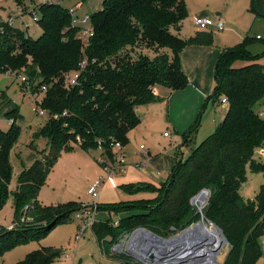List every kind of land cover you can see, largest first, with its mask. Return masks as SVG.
I'll list each match as a JSON object with an SVG mask.
<instances>
[{
  "label": "trees",
  "instance_id": "trees-1",
  "mask_svg": "<svg viewBox=\"0 0 264 264\" xmlns=\"http://www.w3.org/2000/svg\"><path fill=\"white\" fill-rule=\"evenodd\" d=\"M34 7L41 15L40 32L36 35L3 24L0 74L14 73L18 77L24 71L34 92L47 85L37 105L50 112L38 131L48 138V151L43 157L31 154L32 162L19 176L13 225L0 227V257L6 249L40 237L58 222L66 221L73 210L76 213L88 205L76 201L47 204L39 198L41 187L67 144L79 138L78 145L89 151L98 148L101 140L110 154L112 139L125 145L129 131L141 121L137 106L160 99L153 92V85L177 89L188 84L189 78L181 65V49L187 44L214 41L212 30L198 29L186 37L173 30L180 29L188 15L185 0H104L101 8L91 12L95 32L87 45L76 36L79 28L71 24L69 6L62 0H41ZM250 9L254 19L261 15L253 0ZM251 29L252 26L239 43L219 55L213 91L202 105L201 111L208 100L219 104L227 96L226 116L186 157L183 155L179 163V159L176 161L168 177L160 182L164 187L162 198L155 204L123 201L120 206L139 210L118 222L106 219L92 222L91 229L104 256L118 264H145L125 252H117L113 246L125 233L139 226L170 236L198 220L202 212L228 237L231 246L223 264H255L262 255L264 182L253 198L240 192L241 184L248 178V167L264 170V163L253 157L255 147L264 144V116L255 107L264 99V63L259 61L264 55V36L257 37ZM257 38H263V48L252 53L250 46ZM141 46L154 48L157 53L150 56L141 51L135 57L129 53V48ZM164 47L171 50L158 51ZM83 59L87 60L85 65L81 63ZM238 59L245 63L235 65ZM74 71H79V75L71 85L65 77ZM2 97H7L5 113L11 122L7 130L0 129V207L12 176L9 154L21 131L18 119L24 116L5 91ZM64 110L67 112L63 113ZM53 112L59 116H52ZM196 123L183 132L181 145L190 143L198 128ZM148 184L154 185L143 180L121 187L137 192L146 190ZM203 188H209L211 193L200 213L192 198ZM100 206L97 202V208ZM63 253V248L43 246L13 264H49Z\"/></svg>",
  "mask_w": 264,
  "mask_h": 264
},
{
  "label": "rangeland",
  "instance_id": "rangeland-1",
  "mask_svg": "<svg viewBox=\"0 0 264 264\" xmlns=\"http://www.w3.org/2000/svg\"><path fill=\"white\" fill-rule=\"evenodd\" d=\"M40 1L41 0H23V2L19 4L15 0H0V8L2 13L6 14L8 8H26L34 6L35 3H39ZM62 1L64 4L70 6L80 1L82 3L80 9L82 12H91L100 2H95V0L88 1V3L86 0L85 2H83V0ZM187 1L192 5H196L199 2L203 3L204 1H209L213 7H219V9L228 6L227 10L232 15L229 19L224 18L226 27L221 30L216 29V35L214 36L220 41L224 43L232 42L234 43L233 45H235L236 43H239L248 32V27L250 26L252 19L250 11L252 0H237L236 3L234 0ZM253 1L257 10L260 11V8L264 12V0ZM255 26L256 25H254L253 28L254 30L259 28ZM192 29L193 26L189 19H185L182 21L181 28L174 29V31L180 36L185 37L183 34L190 33ZM39 30V22L32 21L30 29L32 34L36 35ZM83 41V45H87L88 41H85L84 39ZM262 47L263 38H257L251 47L254 48L252 53L261 51ZM162 50L168 51V48L164 47L158 49V51ZM141 51H146L150 56H154L157 53V50L154 48L146 46L129 48V53H131L133 57L137 56ZM259 61L264 63V55L259 58ZM244 63L245 60L238 59L235 62V65H243ZM68 77L69 76L65 77L67 83ZM2 91H5L8 97L11 98L14 103L19 105L21 113L24 115L22 118L18 119V122L21 124V131L18 140L13 145L9 154L13 167L12 176L8 194L3 205L0 207V227L4 228L13 225L14 222L16 213L15 193L18 186L19 176L32 162L31 154L40 157L46 155L48 151V138L38 134L39 129L47 119L46 115L38 112L40 107L34 100L35 97L40 96L42 92L38 91L37 94L34 91H29L23 88L20 84V78L16 77L14 73L0 74V129L7 130L11 122V119L5 113L7 108V97H2ZM152 107L151 110L150 108L147 110L141 105L137 106V112L142 115V121L129 131V147L128 152L126 151L128 160H131L134 157L135 159H140V154L136 152L140 149V144L144 143L150 150V154L148 155V167L140 168L135 164L129 163L126 170L117 171L114 174L115 184H112L110 181L104 182L100 189V195L97 201L101 206L96 208V219H106L111 222H118L121 218L129 214L131 215L139 210L137 207L129 208L128 206H120L119 204L123 201L140 200L147 204H155L158 202L164 193V187L160 184L162 181L160 178L166 179L181 154L186 157L192 147L200 144L204 138L214 131L216 125L224 119L227 113V108L222 105L221 101L219 104L214 103L212 100L209 101L203 111H201L202 107H200L198 111V118L201 120L199 127L190 139V143L181 145L183 140L178 139V137L181 138L182 133L169 123V119L166 118V112H164V109H162L158 103ZM255 107L260 111L261 116H264V99L257 102ZM146 127L147 130L142 133L140 130H144ZM166 130L172 132L169 137L164 135V131ZM79 141V138L75 141H70L62 151L60 159L54 165L44 185L40 189L39 198L43 203L48 204L52 202L59 203L66 201L80 202L82 203L81 205L94 203V197L88 192L89 186L95 182L99 176H106L107 172L105 171L103 164L99 161V149L96 148V150L91 149L90 151H86L78 145ZM253 157L256 161L264 163V144L255 147ZM156 171H159V173H155ZM247 173L248 178L241 184L240 192L247 198H253L259 191L261 183L264 182V170L254 171L248 167ZM143 180L153 182L154 185L148 184L146 190H139L137 192H129L121 187L124 183L139 182ZM201 200H204V198L202 197ZM201 200L193 203L197 206L200 213L206 205H202ZM206 200L207 199L205 198V201ZM108 205H117V207H111ZM74 214L75 210L70 213L69 218L66 221L58 222L40 237H34L28 241L19 242L6 249L0 257V264H13L18 260L23 259L29 251L43 246L60 247L65 250V253L51 261L49 264H118L101 253L94 232L90 227L86 229L84 236L80 240L75 239V232L78 227L82 225L83 221L82 219L77 218ZM202 219L204 225L208 224L209 227L215 228V225H213L214 222L203 218L201 213L198 220ZM174 233H171L170 236H173ZM131 238V235L124 237L120 240L122 247H116L114 245L113 248L117 252H125L144 262V257L139 258L135 255V244L134 242H129ZM260 242L263 248L264 235L261 236ZM228 246L230 247V243L225 242L221 248V256L227 250ZM221 261L223 260L221 259ZM263 261L264 254L262 256V261L258 264H261Z\"/></svg>",
  "mask_w": 264,
  "mask_h": 264
},
{
  "label": "built area",
  "instance_id": "built-area-1",
  "mask_svg": "<svg viewBox=\"0 0 264 264\" xmlns=\"http://www.w3.org/2000/svg\"><path fill=\"white\" fill-rule=\"evenodd\" d=\"M82 7V3L79 1L76 4H73L72 6H69L70 13L72 16L71 24L74 26H77L78 33L76 36H78L82 41L83 39L85 41H89L91 36L95 32V26L91 18V12H81L80 9ZM40 11L34 7H20L19 9L15 11H8L6 14L2 13V10L0 8V30L4 27V23L12 24L14 26H17L19 28H22L27 33L28 28L32 25V21H39L40 19ZM30 17V18H29ZM193 22L196 24V26L199 29H205L210 30V26H215L218 29H224L225 28V22L221 18L219 14L216 16H207V15H195L193 17ZM257 37H262L261 34H257ZM84 42V41H83ZM85 47V46H84ZM86 59L82 60V65H85ZM79 75V71H74L71 73L68 77V84H74L77 82V77ZM18 77L20 78V83L23 84V88L32 91V83L29 80L28 75L22 71ZM153 85L152 90L154 93H156V90ZM47 88L46 84H43L40 87L41 95L38 97H35L36 104L38 101H40L43 97V94ZM37 93V92H35ZM38 94V93H37ZM36 95V94H35ZM221 102L223 104H228L229 100L227 96H223L221 98ZM40 114H44L47 117L50 115L49 110L43 107H40L38 110ZM67 111L64 110L63 113H66ZM52 116L58 117V112H53L51 114ZM165 135H171V132L166 130L164 131ZM110 147L112 154L108 153L105 149V147L102 145L101 140H99V146L97 149H99L100 153L98 155L99 161L103 164V167L105 171L107 172L106 176H99L95 182H93L88 189V192L94 197L95 201L93 204L84 205L83 208L76 211L75 216L77 218L82 219L83 223L80 225L75 232V239L80 240L86 231L87 228H91L92 222L96 219L95 217V211L97 208V199L99 197L100 189L102 187V184L106 182L107 180L113 181L114 174L117 171H124L126 170L127 165L130 163V161L127 158L126 155V149L125 145L122 141L118 139H112L110 141ZM140 154V159L136 160L134 163L137 167L144 168L147 165L148 162V155L150 154L149 147H147L144 143L140 144V150L138 151ZM159 173V171H157ZM136 229V228H135ZM132 230L131 232L125 233L121 238L131 235L133 237L132 233L135 231ZM174 235V234H173ZM174 237V236H170ZM169 237V238H170ZM132 239V238H131ZM200 244V245H199ZM203 245V242L197 241L192 247L188 246L187 241L184 239H180L177 242H175L169 249L164 250V252H160L156 254L153 257L148 256V262L144 260L147 264H220L221 259L219 258V254L221 252V247L218 251L214 252L206 250L205 252H191V250L195 247ZM224 245V244H223ZM116 247H122V243L119 241L115 244Z\"/></svg>",
  "mask_w": 264,
  "mask_h": 264
},
{
  "label": "crops",
  "instance_id": "crops-1",
  "mask_svg": "<svg viewBox=\"0 0 264 264\" xmlns=\"http://www.w3.org/2000/svg\"><path fill=\"white\" fill-rule=\"evenodd\" d=\"M88 1L90 2L91 0H86L87 3H88ZM98 1H100V2L97 4V7H95V9H93L91 12H93V11H95V10H97L103 6L104 0H95V2H98ZM185 1L187 3V7H188V15L185 17V19H189L190 23L193 26V29L190 33L183 34L185 37L189 36L191 34H194L195 31L199 29L196 26V24L193 22V17L195 15L216 16L217 14H219L223 20H224V18L229 19V17L232 15L227 10L228 6H225V5L224 6L226 8L224 7V8L219 9V7H216V6L213 7L209 1H204L203 3L199 2L196 5H192L187 0H185ZM234 1H235V3L237 2V0H234ZM68 6H70V5H68ZM19 8L17 7V9H19ZM17 9L8 8L7 10L8 11H15ZM259 10H260L259 13L261 15H258V17H256V19H254L255 15H254L253 11L250 9L251 14H252L251 15L252 19H251L250 26L248 27V32H249V28H251V26H252L251 33L255 32L254 34H261L262 36H264V33H263V31H264V12L260 8H259ZM80 11L82 12V10H80ZM214 12H216V13H214ZM185 19H183V21ZM224 22H225V20H224ZM254 25H256L255 27H259V28L254 30L253 29ZM31 26L28 28V32L30 34H32V32L30 31ZM225 27H226V22H225ZM209 29L214 31V36H215L216 31H217L216 29H218V28H216L213 25V26H210ZM173 30H174V28H173ZM38 32H40V30ZM244 37H245V35H244ZM254 43H252L250 47H252ZM233 44L234 43H232V42H225L224 43L215 37H214L213 43H211V44H187L180 51V60H181L182 68L186 72V74L189 78L188 84L185 87L177 88V89H173V88H170L168 86L161 85V84H155L154 88L156 90V94H158L160 96V99L158 101H154V102H150V103H146V104H140V105L143 106L144 108H146L147 110L149 108L151 110V108H153L152 107L153 105H155L157 103L160 104L161 108L164 109V112H166V118L169 119V123L173 127H175L176 130L178 129L180 131V133L183 134V132L186 129H188L191 125L196 123V121L198 120V116H199V112H198L199 108L202 107L207 96L210 95L211 92L213 91V87L215 85L214 70H215V64H216V61H217L219 55L226 48L233 46ZM252 49L254 50V48H252ZM168 50L170 51L171 49L168 48ZM209 101H211V100H208L207 105H208ZM140 105H138V106H140ZM222 105L227 108V104L222 103ZM140 116H141V121H142V115L140 114ZM198 127H199V125H198ZM146 130H147V127L144 128V130H140V131L143 133ZM194 132H193V134H194ZM165 136L169 137V135H165ZM178 139L184 140L183 135L181 138L178 137ZM128 147L129 146H128V142H127L125 144V149L127 152H128ZM93 149L96 150V148H93ZM139 150H137L136 153H138ZM59 159H60V157H59ZM136 160H138V159H135V157H134L129 161H130V163L135 164L134 162ZM132 164H130V165H132ZM146 167H148V162H147ZM155 173H158V172L156 171ZM160 179L165 180L162 178H160ZM107 181H110V182H112V184H115L114 177H113V181H111V180H107ZM98 199H99V197H98ZM98 199H97V201H98ZM96 211H95V215H96ZM229 249H230V247L228 246L227 250L224 252V254L222 256L219 254V258L224 261ZM263 251H264V247H263ZM263 254L264 253H262V255L259 257V259L256 261L255 264H258L260 261H262ZM261 264H264V261Z\"/></svg>",
  "mask_w": 264,
  "mask_h": 264
},
{
  "label": "bare ground",
  "instance_id": "bare-ground-1",
  "mask_svg": "<svg viewBox=\"0 0 264 264\" xmlns=\"http://www.w3.org/2000/svg\"><path fill=\"white\" fill-rule=\"evenodd\" d=\"M206 196H207L206 193L199 195L197 197V201L201 200V198L203 197L204 200H201V203L204 202ZM203 222H204L203 219L200 220L197 223L196 227L190 230L186 235H178L175 236L174 238L163 239L164 241L160 240L159 238H153L152 234L147 230L139 229L135 232V234L133 235L132 239L129 242L130 243L134 242L135 244L134 251L140 257H144L145 261L148 262V256L144 255V253L147 252L144 251L142 247H140V242L142 239L145 238L146 240V243L144 244L145 248L149 249L150 244L152 243L156 254H158L162 251L164 252V250L169 249L175 242H177L180 239H184L185 241H187L188 246L192 247L198 241L197 239L199 238V236L197 232L199 230V232L203 234V240H205V242L201 246H199L200 244L197 245L199 246V248L195 247L191 250V252L199 253V252H205L206 250L213 251L216 248L217 243L223 238V235L217 229L216 226L215 228H211L206 223H205L206 225H204Z\"/></svg>",
  "mask_w": 264,
  "mask_h": 264
},
{
  "label": "water",
  "instance_id": "water-1",
  "mask_svg": "<svg viewBox=\"0 0 264 264\" xmlns=\"http://www.w3.org/2000/svg\"><path fill=\"white\" fill-rule=\"evenodd\" d=\"M200 122H201V120L198 118L195 127H197V126L200 124ZM182 158H183V154H181L178 163L182 160ZM177 165H178V164H177ZM176 167H177V166H176ZM173 175H174V171L171 173V177H173ZM203 193H206V195H207V196H206V199H207V200L204 201V202H202V205L206 204V203L208 202L209 195H210V193H211V190H210L209 188H203V189H201L196 195L193 196V198H192V202H193V203L196 202V201H197V197H198L199 195L203 194ZM202 217L204 218V214H203V212H202ZM199 221H200V220H198L197 222L192 223L191 225H189V226H187V227L181 229V230L178 231V232H175L173 236L175 237V236H178V235H186L190 230H192L193 228L196 227V225H197V223H198ZM213 224H214V225H215V226L221 231V233L223 234V238L217 243V246H216V248L214 249V252H216V251H218V250L223 246V244H224L225 242H229V240H228L227 235H226L225 232L223 231V229H222L218 224H216V223H213ZM139 229H144V230L149 231V232L152 234L153 238H159V239H168V238H169V237H165V236L159 235V234L153 232L152 230H150V229H148V228H146V227H144V226H139V227H137V228L135 229V231L132 233V235H134L135 232H136L137 230H139ZM197 234H198V236H199V238H198L197 240H198L199 242L201 241V242L204 243L205 240H203V234H201V233L199 232V230H198ZM179 237H180V236H179ZM145 243H146V240H145V238H144V239H142L141 242H140V247H142L143 250L147 252V253H144V255L149 256V257H153V256L155 255V252H154V247H153L152 243L150 242L151 244H150V248H149V249L145 248V246H144ZM132 251H133V250H132ZM134 253H135V255L138 256L139 258H142V257H140L135 251H134ZM220 264H223V262H221Z\"/></svg>",
  "mask_w": 264,
  "mask_h": 264
}]
</instances>
